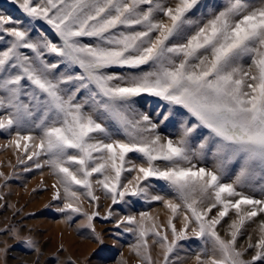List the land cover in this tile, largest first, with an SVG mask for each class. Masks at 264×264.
I'll list each match as a JSON object with an SVG mask.
<instances>
[{
  "label": "snow or ice",
  "instance_id": "obj_1",
  "mask_svg": "<svg viewBox=\"0 0 264 264\" xmlns=\"http://www.w3.org/2000/svg\"><path fill=\"white\" fill-rule=\"evenodd\" d=\"M10 4L0 136L24 171L50 170L55 211L83 217L93 259L107 260L99 219L132 237L140 264H264V0ZM137 204L162 205L166 220ZM257 221L259 239L241 247ZM0 236L39 264L30 229Z\"/></svg>",
  "mask_w": 264,
  "mask_h": 264
},
{
  "label": "rangeland",
  "instance_id": "obj_2",
  "mask_svg": "<svg viewBox=\"0 0 264 264\" xmlns=\"http://www.w3.org/2000/svg\"><path fill=\"white\" fill-rule=\"evenodd\" d=\"M14 11L10 0H0V11ZM244 67L249 66V61H242ZM18 153L15 149L7 147V138L0 136V172L10 177L7 181L0 177V195L4 200L0 201V229L9 226L27 227L31 234L39 242L42 256L39 257V264H68L75 261V264H99V257L93 259V255L99 250L91 238L90 232L81 227L83 217H74L73 222H65L64 215L55 211L59 205L52 200L51 185L55 177L49 169H33L24 171V167L17 162ZM101 195L102 211L108 206L103 194ZM51 206V208L49 207ZM86 210L91 211V205L85 202ZM135 211H151L157 215L159 221L166 220V210L162 205L154 204L135 205ZM227 220V218H226ZM97 231L105 235L106 264H120L121 260L127 264H140V258L135 256L129 248L132 242L130 235L121 237L118 241L113 238L114 224L96 221ZM227 224L220 228L221 235L225 234ZM259 239V221L251 223L239 244L246 246L250 240L255 243ZM151 242V239H150ZM7 243L13 246L7 256H0V264H34L37 259L35 253H27L15 246L16 242L9 236H0V247ZM63 246V251L58 249ZM159 248L153 246V258L158 259ZM195 264V260L189 261Z\"/></svg>",
  "mask_w": 264,
  "mask_h": 264
}]
</instances>
